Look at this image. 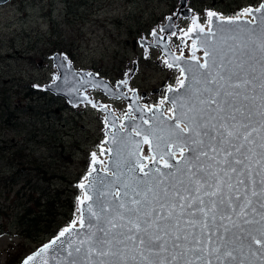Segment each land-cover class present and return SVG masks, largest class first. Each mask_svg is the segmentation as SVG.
I'll return each mask as SVG.
<instances>
[{
  "label": "rangeland",
  "instance_id": "rangeland-1",
  "mask_svg": "<svg viewBox=\"0 0 264 264\" xmlns=\"http://www.w3.org/2000/svg\"><path fill=\"white\" fill-rule=\"evenodd\" d=\"M215 1L214 9L206 8L211 0H187L191 16H176L175 35L161 27L175 16L178 0H12L0 6V264H19L77 221L78 207L74 220L65 222L67 205L83 198L78 185L86 182L91 154L100 169L108 160L101 149L107 150L104 133L112 127L101 109L119 126L126 114L121 98L92 88L79 90L85 100L74 106L44 90L57 78L52 55L114 89L118 82L122 91L136 92L145 108L162 105L170 117L164 95L176 88L180 73L158 48L139 41L153 44L155 31L175 55L186 57L196 53L188 32L194 18L207 27L209 11L227 19L242 12L237 6L255 8L262 0Z\"/></svg>",
  "mask_w": 264,
  "mask_h": 264
},
{
  "label": "snow or ice",
  "instance_id": "snow-or-ice-1",
  "mask_svg": "<svg viewBox=\"0 0 264 264\" xmlns=\"http://www.w3.org/2000/svg\"><path fill=\"white\" fill-rule=\"evenodd\" d=\"M253 11L218 17L229 24L240 22L241 16L252 17L243 21L250 26L244 41L228 46L233 55L205 41L203 62L192 57L196 70L180 68L178 88L169 91H184L170 98L173 123L168 138L158 136L153 144L149 135L143 136L153 155L143 156L137 145V152L131 153L134 160L123 168L117 163L114 170L104 169L111 180L89 181V188L99 181V204L95 209L88 205L87 224L83 214L78 221L89 229L74 247L80 253L87 246L80 264H264V4L255 9L260 16ZM207 16L211 24L217 13L209 11ZM197 30L205 31L194 18L188 32ZM215 35L210 28L209 37ZM237 49L246 58L236 56ZM253 53H259L258 59ZM188 72L191 83L186 84ZM148 160L169 172L149 167L144 162ZM97 163L92 153L91 171L83 180L92 177ZM78 186L86 187L83 181ZM92 199L88 192L78 198L80 205ZM76 224L62 229L35 255L47 253L58 242L62 247L61 238L71 236ZM73 245L68 239V256ZM34 259L29 256L24 264Z\"/></svg>",
  "mask_w": 264,
  "mask_h": 264
},
{
  "label": "water",
  "instance_id": "water-1",
  "mask_svg": "<svg viewBox=\"0 0 264 264\" xmlns=\"http://www.w3.org/2000/svg\"><path fill=\"white\" fill-rule=\"evenodd\" d=\"M10 1L12 0H0V6L5 5ZM262 4H264V0L255 8H251L254 10L253 15H261V13L255 12V9L260 8ZM177 15H179L180 18L190 17L191 11L186 7V0H178V8L176 10L175 16L168 17L164 25L161 27V31H163L166 35H169L174 31L173 23L175 22ZM243 21L245 20L240 19V22L229 24L226 22L222 23L218 17H213L211 24L208 20L207 32L201 33L197 30L193 34L191 39L195 41L196 49H200L202 51V54L204 53L202 44L207 41L211 46L215 47L217 51L227 53L229 56H231L233 55V53L228 52V46L243 42L246 38L245 29L250 27L249 25L244 24ZM221 26L224 29L223 33H221L220 31ZM210 28L213 32L216 33L215 36L209 37ZM233 35L237 38L236 40L227 39L228 37H231ZM226 39L227 44H225L224 42ZM139 43L141 45L146 44L151 48H158L160 50V56L164 60L165 64L167 66L168 63L173 64V67L171 68L178 70L180 76V68L188 69L191 67L193 71L196 70V61L188 59L184 56L175 55L168 48L166 36H163L162 40L158 35L153 36V44L146 41H139ZM235 55L246 58L238 49L235 51ZM253 56L258 59L259 53H253ZM202 57L204 60V55ZM52 66H54L57 72L58 79L56 78L55 81L45 85L43 89L50 92L53 96L61 97L69 105L74 106L78 103L84 102L85 98L82 96L79 90L83 92L86 88L97 90L105 97L114 100L121 98L127 105L126 114L123 116L120 126L116 124V121L114 120L115 116H113L110 111H108L106 108L101 109V112L105 114L106 125L112 127V133L109 132L108 129L104 133L107 150L103 149L102 155L106 157L108 156V160L105 161V165L101 164L100 169V166L97 163L95 165L96 171L93 172L92 177H89V180H86L85 182L86 187L84 189H81L79 187L82 191V196H84L85 192H88V194L93 197L92 200L85 201L83 205H80V203H78L77 221H79L81 214H83L85 223L87 224L90 221L88 205L91 204L95 209L99 204V199L96 196V190L99 188V181H97L96 186L93 188L88 187L89 181L92 180L93 177H99V179L103 180H111L112 177L110 175V172L109 174H105V172H103L105 168H108L110 171L114 170V166L117 163H119L123 168L126 161L134 160L135 157L131 155V153L137 152V145L139 146V152H142V148L144 146V143L142 142L144 135H149V138L153 141V144L156 143V137L158 136H163L166 140L169 136L170 126L172 125L173 121L163 114L164 107L162 105H153L150 108H145L138 104L139 102L136 92L133 91L128 94L127 92L122 91V87L118 82L115 84L116 89H114L109 85L107 81L103 80L101 77L94 73L87 71H75L70 64H66L65 57L62 55L59 56V54L57 53H54L52 55ZM186 74L189 76V80L186 81V84L191 83L190 78L192 73L188 72ZM176 88H178V85L176 86ZM183 91V89H181L179 92L169 91V88L167 89L164 95V100L165 97L169 98L165 100V102L169 105L170 109L172 108L170 98L181 95ZM144 97V94L140 95V99ZM171 116H173V113L170 111V117ZM145 121H147V123H145ZM137 132H140L141 135H137ZM161 144H163V141H161ZM109 149H111V151H109ZM148 150L149 153L153 155V152L150 149L149 145ZM170 163L175 164V161L172 160L170 161ZM148 164L149 167L158 166L161 168V171L165 173L169 172V169L164 168L162 164L154 165L151 161ZM177 167L182 168L183 165H177ZM213 167L215 168V165ZM89 171H91V169ZM244 179L247 183V177H244ZM233 183H235V178L233 179ZM240 187L241 192H243V186ZM69 226L71 225H68L66 227ZM92 231H95V228H93ZM88 234L89 229L87 227L81 228L78 223L71 236L66 234V237L61 238V241L64 242L62 247L60 246V242H58L57 245L50 248L47 253H43L39 256L35 255L45 244H49L53 239H55L58 236L57 234L51 240L45 242L43 245L24 257L19 264H24V261L29 256H35V259L29 261V264H43V261L45 260L47 261V264H71V261L73 260L77 261V264H80L81 261L85 260L84 250L87 246L85 245V249H82L80 253H76L74 251V247L76 246V242H78V240L84 239ZM68 239L74 241L72 256H68ZM93 259L95 260L96 258L93 257Z\"/></svg>",
  "mask_w": 264,
  "mask_h": 264
},
{
  "label": "flooded vegetation",
  "instance_id": "flooded-vegetation-1",
  "mask_svg": "<svg viewBox=\"0 0 264 264\" xmlns=\"http://www.w3.org/2000/svg\"><path fill=\"white\" fill-rule=\"evenodd\" d=\"M186 3H187V0H186ZM247 3H250V2H247ZM252 3H253V1H252ZM215 5H216V1L215 0H211V2H210V5L209 6H206V8H208V7H211V8H213L214 7V9H215ZM186 7H187V5H186ZM188 8V7H187ZM189 9V8H188ZM235 9V12H237V11H242V10H244V7H243V5H239V6H237L236 8H234ZM247 17H250V16H247ZM247 17H245V16H241V18L240 19H246ZM204 29H205V31L204 32H207V27L206 26H204L203 27ZM196 31H193V32H190L191 34H189V35H191V36H193V34L195 33ZM193 55H195L198 59H199V61H202V52L201 51H197L196 53H193ZM187 58H189V55H187L186 56ZM128 94H129V92L128 91H126Z\"/></svg>",
  "mask_w": 264,
  "mask_h": 264
},
{
  "label": "trees",
  "instance_id": "trees-1",
  "mask_svg": "<svg viewBox=\"0 0 264 264\" xmlns=\"http://www.w3.org/2000/svg\"><path fill=\"white\" fill-rule=\"evenodd\" d=\"M67 208L68 209H70V212H71V214H70V218H67V220H65V222H67V221H69V219L71 220H74V216H77V200H75L74 202H73V204H71L70 205V203L67 205ZM66 213V212H65ZM41 216H44V211H42V214H41ZM71 220V221H72ZM23 231H29V230H27V228L25 229V228H23ZM55 235V234H54Z\"/></svg>",
  "mask_w": 264,
  "mask_h": 264
},
{
  "label": "bare ground",
  "instance_id": "bare-ground-1",
  "mask_svg": "<svg viewBox=\"0 0 264 264\" xmlns=\"http://www.w3.org/2000/svg\"><path fill=\"white\" fill-rule=\"evenodd\" d=\"M241 20H251V18L250 17H247L246 19H241ZM195 52H197V51H200L198 48L196 49L195 48V50H194ZM194 51H191V52H194ZM202 52V51H201ZM203 56V55H202ZM201 56V57H202ZM192 57H193V54L192 55H189V58L188 59H191V60H193L192 59ZM202 61H203V57H202ZM202 61H200L201 63H202ZM168 118H169V116H167ZM144 150H145V153L146 154H148V155H146L145 153H144ZM148 151V150H147ZM146 151V145H145V143H144V146H143V148H142V152H141V154L143 155V156H146V157H151V155L148 153ZM179 157V154H177V158ZM145 163H149L150 162V160H148V161H144ZM157 164H159V163H157ZM103 165H105V164H103ZM103 167V166H102ZM104 172V171H103Z\"/></svg>",
  "mask_w": 264,
  "mask_h": 264
}]
</instances>
